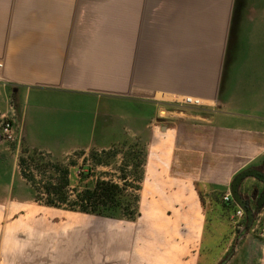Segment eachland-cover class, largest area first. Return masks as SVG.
Masks as SVG:
<instances>
[{"label":"crops","instance_id":"obj_1","mask_svg":"<svg viewBox=\"0 0 264 264\" xmlns=\"http://www.w3.org/2000/svg\"><path fill=\"white\" fill-rule=\"evenodd\" d=\"M0 62L19 111L52 103L47 132L57 140L81 135L74 128L90 124L95 104L106 116L108 102L119 115L131 108L149 128L153 196L184 190L201 215L192 239L175 216L169 232L145 226L138 237L135 221L0 203V264H264L255 217L223 260L205 253L196 189L226 194L243 168L264 172V0H0ZM186 96L202 104H183ZM239 190L255 205L264 183L246 177Z\"/></svg>","mask_w":264,"mask_h":264},{"label":"rangeland","instance_id":"obj_2","mask_svg":"<svg viewBox=\"0 0 264 264\" xmlns=\"http://www.w3.org/2000/svg\"><path fill=\"white\" fill-rule=\"evenodd\" d=\"M40 96L43 97L44 94ZM17 101L13 87L0 81V122L4 117H8L12 119L14 126V138L11 141L0 139V203L25 202L29 205L46 206L43 186L48 183L56 186L68 183L65 190L69 193L67 205H70L73 187H79L86 181L98 178L113 179L123 184L121 191L129 196L131 203L130 205L125 203L129 199L124 200V210L119 211V215L127 216V213L134 208L135 202H132L134 197L139 199V216L134 224H129L138 237L144 236L143 229L148 226L156 232L157 237L160 231L169 232V226L166 225L172 222L173 216H175L173 220L175 225L178 223L185 225L191 234L190 239L197 235L201 215L198 213L195 197L192 200L184 190L176 195L173 194L174 198L170 200L153 196L154 188L158 185L151 182L152 175H150L151 179L150 176L144 175L149 128L142 126L141 118L132 116L131 108L127 111H119L121 113L119 115L115 103L108 102L106 116L99 105L92 103L97 108L93 107L92 117L86 119L90 124L74 128L76 132L83 133L73 137L67 135L65 138L61 135L63 138L57 140L60 134L50 135L47 132L53 127L52 103L40 107L21 106L22 110L19 111ZM88 129L92 131L91 135L83 131ZM79 172L87 174L89 178L83 179ZM121 177H124L125 182H122ZM81 178L83 181H80ZM246 181L244 188L248 190L254 180ZM158 184L170 187L169 182L162 180ZM196 189L203 198V210H201L203 232L200 237L202 236V241L208 249L205 253L220 252L222 259L224 255L230 253L236 239L244 235L247 226L244 224L246 222H242L246 219H242L239 228L234 225L231 214L238 205L234 202L229 208L223 207L222 196L225 192L223 193L221 189L210 191L212 187L201 182L196 184ZM256 201L258 202L259 199L257 198ZM169 202L170 205L183 206L182 210L180 212L175 210L174 215L158 211ZM255 205L251 204V207ZM65 208L69 209L67 206ZM240 209L243 211L242 208ZM258 211L254 221L258 225L257 228L261 229L264 222V202ZM243 215H245L244 211ZM35 219L36 217L33 220ZM108 221L115 223V220ZM117 222H120L119 225H127L124 220Z\"/></svg>","mask_w":264,"mask_h":264},{"label":"trees","instance_id":"obj_3","mask_svg":"<svg viewBox=\"0 0 264 264\" xmlns=\"http://www.w3.org/2000/svg\"><path fill=\"white\" fill-rule=\"evenodd\" d=\"M261 172H263V170ZM79 175L83 179L89 178V176L85 173L79 172ZM143 176L141 177V179L143 178ZM82 178L80 181H83ZM121 180L122 182H125L124 177H121ZM65 184L66 185L62 184L56 186L53 185L52 183H48L47 185H44L43 188L45 189V194H46V198L44 199L45 202L44 205L61 208L73 212H80L94 216L106 217L115 220L135 221L139 216V208H138L139 199H137L136 197H134V199L132 200V202L133 201L135 202L133 210L128 212L127 216L124 215L125 217L119 215L120 214L119 211L124 210L123 209L124 204L128 203L130 205L131 203L129 196L124 195L123 192L121 191L123 184L117 181H113V179L98 178V179H94L93 181L92 180L86 181L85 183H82L83 185L79 187L78 186L73 187V189L71 190L73 198L70 205H67L69 193L68 191L65 190V188H67L68 183ZM198 195H199V200L202 204L203 198L201 197L200 193ZM126 199L129 200L124 203L123 201ZM232 204H234L232 201L222 202V205L225 208H229L230 206H232ZM65 206L69 207V209L68 208L66 209ZM253 208H255L253 210V220H254L256 205ZM243 219H246V217H244ZM244 222H246V220H243L242 223ZM244 224L247 226L246 223Z\"/></svg>","mask_w":264,"mask_h":264},{"label":"water","instance_id":"obj_4","mask_svg":"<svg viewBox=\"0 0 264 264\" xmlns=\"http://www.w3.org/2000/svg\"><path fill=\"white\" fill-rule=\"evenodd\" d=\"M246 177H253L264 183V173L254 167H245L234 175L229 185V193L231 195V198L235 202V204H237L240 208L243 209L246 216V224L248 227L253 220V209L250 207L247 201L244 200V198L239 192V185L241 181ZM263 201L264 193L262 192L259 197V201L256 204V211L260 209L261 205L263 204Z\"/></svg>","mask_w":264,"mask_h":264},{"label":"built area","instance_id":"obj_5","mask_svg":"<svg viewBox=\"0 0 264 264\" xmlns=\"http://www.w3.org/2000/svg\"><path fill=\"white\" fill-rule=\"evenodd\" d=\"M1 67V62H0ZM183 104L192 105V106H200L202 102L199 98L196 97H190L186 96L181 101ZM14 138V126L13 121L11 118L4 117L2 121L0 122V139L5 141H11ZM222 200L224 202L234 201L231 198L230 193H226L222 196ZM235 211L231 214V218L233 219L234 225L239 228L241 226V221L244 218L245 215H243V211L240 209V207L235 206ZM259 212V211H258Z\"/></svg>","mask_w":264,"mask_h":264},{"label":"flooded vegetation","instance_id":"obj_6","mask_svg":"<svg viewBox=\"0 0 264 264\" xmlns=\"http://www.w3.org/2000/svg\"><path fill=\"white\" fill-rule=\"evenodd\" d=\"M247 202H248V200H246ZM244 217H246V216H244Z\"/></svg>","mask_w":264,"mask_h":264}]
</instances>
